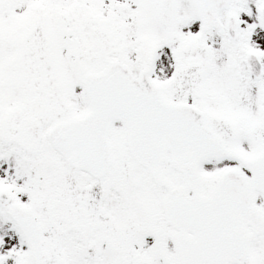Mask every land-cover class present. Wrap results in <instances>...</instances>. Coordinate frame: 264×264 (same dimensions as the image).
Segmentation results:
<instances>
[{
  "label": "snow or ice",
  "instance_id": "obj_1",
  "mask_svg": "<svg viewBox=\"0 0 264 264\" xmlns=\"http://www.w3.org/2000/svg\"><path fill=\"white\" fill-rule=\"evenodd\" d=\"M0 264H264V0H0Z\"/></svg>",
  "mask_w": 264,
  "mask_h": 264
}]
</instances>
